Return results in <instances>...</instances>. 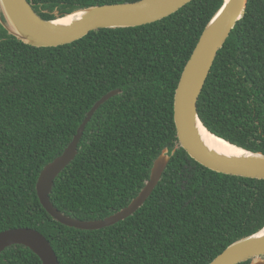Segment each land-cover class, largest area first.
Returning <instances> with one entry per match:
<instances>
[{
	"label": "trees",
	"instance_id": "1",
	"mask_svg": "<svg viewBox=\"0 0 264 264\" xmlns=\"http://www.w3.org/2000/svg\"><path fill=\"white\" fill-rule=\"evenodd\" d=\"M44 19L90 6L140 0H28ZM224 0H193L161 21L92 31L72 44L25 45L0 27V233L43 234L60 264H211L264 228V180L221 174L179 149L145 205L101 230L54 220L37 194L40 173L63 154L93 106L75 160L50 195L62 213L103 220L127 207L155 160L178 143L175 92ZM198 111L216 136L264 154V0H249L220 50ZM0 264H42L24 246ZM241 264H250L249 261Z\"/></svg>",
	"mask_w": 264,
	"mask_h": 264
},
{
	"label": "water",
	"instance_id": "2",
	"mask_svg": "<svg viewBox=\"0 0 264 264\" xmlns=\"http://www.w3.org/2000/svg\"><path fill=\"white\" fill-rule=\"evenodd\" d=\"M193 0H140L132 3L90 6L44 20L28 0H0V27L25 45L36 48L72 44L100 29L136 28L161 21L177 13ZM249 0H224L203 31L187 62L174 98V121L178 143L170 152L165 148L155 160L150 179L140 194L121 211L103 220L83 221L67 216L52 203L55 180L75 160L87 125L98 109L122 93L115 90L102 97L89 111L72 142L62 155L44 167L37 182L38 198L58 223L79 230H101L128 219L151 197L171 159L179 149L209 170L243 178L264 180V154L236 146L213 134L202 122L198 101L218 57L237 23L243 18ZM24 246L42 264H60L48 239L31 228L9 229L0 233V255L12 246ZM264 264V228L231 244L211 264Z\"/></svg>",
	"mask_w": 264,
	"mask_h": 264
}]
</instances>
